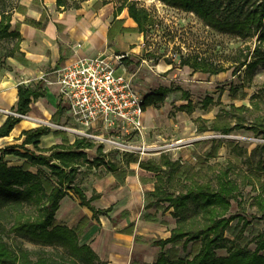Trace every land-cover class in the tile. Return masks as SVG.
<instances>
[{"label":"rangeland","instance_id":"374dc122","mask_svg":"<svg viewBox=\"0 0 264 264\" xmlns=\"http://www.w3.org/2000/svg\"><path fill=\"white\" fill-rule=\"evenodd\" d=\"M123 1L68 0L69 10L58 11L67 12L84 6L98 9L104 2L113 3L118 8ZM131 1L146 8L152 22L146 25L145 34L134 32L140 36L134 45L113 41L109 47H114L113 53L126 55L124 63L129 72L135 75L134 84L144 97L162 88L172 89V92L161 106L149 107L154 109L155 116L151 125L143 122L141 132L127 135L116 133L105 137L134 146L149 147L148 152H128L107 141L89 140L95 144L92 152L96 155H100L97 150L99 146H103L107 153L100 155V160L90 156L92 162L80 172L82 177L77 184L84 189L82 184L91 187L111 176L123 178L133 172L130 164L136 171L141 162L159 161L163 154L172 161H179L181 165L171 184L164 185L175 194L186 190L196 181L211 182L216 186L219 172L229 170L231 178L240 187V193L238 199L231 201L227 213V217L236 218L225 233V247L218 249L216 254L226 257L229 249L234 247L253 252L257 242L264 236L263 210L258 200L264 191V128L259 125L264 124V67L259 64L248 70L246 66L239 67L237 62L245 59L249 48L253 52L257 38H242L220 32L206 25L194 13L170 7L159 0ZM19 2L11 0L13 6H18ZM46 20L47 16H44L42 22ZM122 23H115L112 33L122 32ZM11 44V41H4L2 47L7 52ZM252 54L249 62L255 60ZM186 58L210 69L222 68V71L213 75L194 71L191 66L182 65V60ZM121 73L119 69L116 75ZM59 121L54 116L49 123L56 124ZM46 125L36 122L37 127ZM227 128H230V132L225 134ZM51 132L61 137L67 134L53 129ZM69 142L70 139L64 141L67 144ZM40 169L51 176L54 185L56 178L51 175L50 169L31 168L35 173ZM143 174L142 179L147 186L141 199L135 200L136 221L118 230L134 238L129 264H154L161 254L171 261L192 259L202 248L200 241L191 242L185 248L183 241L165 248L151 246L153 240L170 237L177 220L172 216L173 209L168 208L167 202L152 205L157 199L150 195L157 184L156 173L147 171ZM69 196L71 201L60 203L56 225L66 226L68 214L78 210L74 206L76 203H72L77 196L73 191ZM192 210H195V206ZM244 221L248 222L246 227H243ZM90 225L91 220L83 217L73 226L80 245L85 244L82 238ZM5 240L12 248L23 247L34 252V258L41 255L56 258L67 255L62 247L42 246L14 234L5 235ZM90 243L92 249L91 239ZM94 263L109 264L99 258Z\"/></svg>","mask_w":264,"mask_h":264},{"label":"trees","instance_id":"16d2710c","mask_svg":"<svg viewBox=\"0 0 264 264\" xmlns=\"http://www.w3.org/2000/svg\"><path fill=\"white\" fill-rule=\"evenodd\" d=\"M165 5L194 13L206 25L220 32L229 33L242 38H257L253 52L249 48L244 60H239L238 66L247 69L262 64L264 67V0H159ZM68 0H57L58 9L67 10ZM108 2L102 4L106 5ZM18 6H13L11 0H0V44L11 41L13 46L10 55H23L20 52L21 35L11 30L12 14ZM128 10L137 27L134 29L122 28V32L134 31L145 34L146 25L152 22L150 13L144 7L131 0H124L115 10L117 18L124 9ZM69 10V9H68ZM34 23V22H33ZM111 38V36H110ZM253 53V54H252ZM255 60L249 62V57ZM171 63V62H170ZM182 65L194 68V71L218 74L222 68H208L200 63H192L189 58L182 60ZM238 69V68H237ZM172 89L162 88L157 92L145 95L144 110L154 106H161ZM39 86H19V100L16 111L28 114L34 99L42 96ZM191 105V104H188ZM62 109L57 111V119ZM21 121L20 118L8 117L0 127V138L10 135L14 127ZM264 128V124H259ZM256 130L258 127L254 126ZM230 128L224 130L229 133ZM264 137V129L262 130ZM51 133L48 126H39L23 132L25 139L20 145L9 146L0 151V264H95L96 254L88 245H80L79 236L74 229L56 225V214L61 200L73 191L81 199V204L87 206L94 213V218L105 211L97 210L91 205L95 196L88 199L76 183L79 168L90 164L87 149L95 144L87 139L78 138L73 144L54 145L47 149L40 147L42 137ZM259 133V132H258ZM31 145L33 150L27 149ZM19 149H23L22 152ZM102 154V147L98 148ZM14 154L22 157L25 163L21 166H10L5 155ZM99 155V156H100ZM99 156L95 160H100ZM94 160V161H95ZM57 162L59 166L52 163ZM47 167L51 175L56 178L53 185L51 176L40 169L33 172L31 168ZM140 167L156 173L157 184L150 195L157 197L152 205L167 202L168 208L173 209L172 216L177 225L171 231L170 237L157 239L151 242L153 247L165 248L170 244L184 242V248L191 242L200 241L201 250L192 259L171 261L165 254H161L154 264H264V236L257 242L252 251L239 247L229 249L226 257H218L216 251L225 247L227 241L225 233L236 216H228L231 201L238 199L240 187L230 176L229 170H222L217 177V185L211 182H195L186 190L177 194L171 193L166 183L171 184L180 170V162L172 161L163 154L159 161L148 160L141 162ZM259 205L263 210L264 219V191L259 195ZM195 206V210L193 209ZM248 222L244 221L243 227ZM14 234L42 246L62 247L67 255L56 258L41 255L34 258V252L18 247L12 248L5 240V235ZM97 264V263H96Z\"/></svg>","mask_w":264,"mask_h":264},{"label":"crops","instance_id":"0c3cea01","mask_svg":"<svg viewBox=\"0 0 264 264\" xmlns=\"http://www.w3.org/2000/svg\"><path fill=\"white\" fill-rule=\"evenodd\" d=\"M115 10L116 6L108 3L98 9L84 6L66 12L58 11L57 0H20L18 8L12 14L11 30L18 31L21 35L20 52L23 55H10V51L6 52L2 47L4 41L0 44V108L16 111L19 86H39L43 94L33 100L28 115L34 119L49 122L57 116V111L61 108L60 121L56 124L68 122L70 124L68 114L59 100L57 85L46 83L43 77L56 66L74 61L79 57L91 56L103 51L116 54L112 52L114 47H109L113 41L128 43V46L134 45L140 38L134 31L112 33L114 24L119 21L123 22L122 28L137 27L127 9L123 10L117 18ZM44 16H47V20L42 22ZM154 116V109L147 108L142 115V120L145 124L151 125ZM8 117L10 116L7 113L0 112V127ZM36 127L31 120L21 119L10 135L0 138V151L9 146L22 144L25 139L23 132ZM67 139H70L69 143L73 144L78 137L69 133L61 137L51 132L42 137L40 147L47 149L54 145L67 144L64 143ZM26 147L33 150L31 145ZM99 147H102L104 156L107 150H104L103 146ZM93 148L86 150L90 162L93 159L91 155L95 159L99 156L92 152ZM19 150L25 152L23 149ZM5 160L10 166H21L26 159L8 154L5 155ZM86 165L90 164H84L79 168L76 183L82 177L80 172ZM129 167L133 172L123 178L111 176L91 187L82 184L85 188H81L88 199L95 196L91 205L97 210L105 211L104 213L94 218L93 211L83 206L81 199L75 194L77 199L72 203H76L74 206L78 207V210L68 214L66 222V226L72 229L83 217L89 218L91 227L83 235L82 242L85 243L83 245L90 247L91 239L96 256L109 264H129L130 262L134 238L131 234L121 233L118 230L127 228L136 221L135 200L141 199L147 186L142 179L143 172L147 170L142 169L140 164L138 169L141 172L135 171L133 164ZM69 194L71 191L61 201H71Z\"/></svg>","mask_w":264,"mask_h":264},{"label":"built area","instance_id":"2783aa9c","mask_svg":"<svg viewBox=\"0 0 264 264\" xmlns=\"http://www.w3.org/2000/svg\"><path fill=\"white\" fill-rule=\"evenodd\" d=\"M126 55L106 51L56 66L43 77L48 84L58 87V96L67 112L69 124H52L39 121L28 114L3 110L10 117L28 119L48 124L53 130H62L78 138L107 141L128 152L145 153L146 146H134L106 135L131 134L144 128V96L137 90L134 80L124 63ZM122 70L116 75L117 70Z\"/></svg>","mask_w":264,"mask_h":264},{"label":"water","instance_id":"95a60500","mask_svg":"<svg viewBox=\"0 0 264 264\" xmlns=\"http://www.w3.org/2000/svg\"><path fill=\"white\" fill-rule=\"evenodd\" d=\"M52 164L55 166H59V164L57 162H53Z\"/></svg>","mask_w":264,"mask_h":264},{"label":"bare ground","instance_id":"6f19581e","mask_svg":"<svg viewBox=\"0 0 264 264\" xmlns=\"http://www.w3.org/2000/svg\"><path fill=\"white\" fill-rule=\"evenodd\" d=\"M39 120V119H38ZM39 121H41V120H39ZM33 124H36V122L33 120V121H31Z\"/></svg>","mask_w":264,"mask_h":264}]
</instances>
